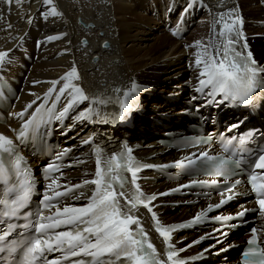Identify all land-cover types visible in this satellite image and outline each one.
<instances>
[{
	"label": "bare ground",
	"instance_id": "obj_1",
	"mask_svg": "<svg viewBox=\"0 0 264 264\" xmlns=\"http://www.w3.org/2000/svg\"><path fill=\"white\" fill-rule=\"evenodd\" d=\"M262 1L264 0H198V3L204 2L207 9L199 7L189 13L190 20H194L195 24L184 36V40L177 41L168 30H165L163 16L169 11V20H172V11L175 10L176 14L179 10L178 5H183L186 0H52L50 5H45L43 0H0V51L12 50L10 53L12 63L6 65L0 75L14 92L13 96L5 94L10 104L5 124L14 125L16 128L19 122H24L52 86L49 82L59 81L73 66L76 67L79 79L73 80L72 83L82 88L89 99L73 105L66 114L67 120L64 125L59 124L56 119L49 128V143H52L51 139L57 140L62 149H72L67 164L74 166L62 172V178L58 181L62 186L92 179L96 155L89 158L80 156L85 153L84 146L89 145L88 148L92 152L97 142L102 146V153L106 156H112L113 151L121 147V141H125L145 162L162 163L182 159L190 151L174 153L166 150L159 144V139L164 137L157 136L166 131L185 129L186 123L198 122L197 119L192 120L181 113L187 108L183 102L187 97H193L194 103H191L203 117L206 116L205 113L210 112V117L217 118L220 131L224 129H220L223 122L233 124L236 121H240L237 128L240 132L246 129L242 130L245 126L259 127L260 131H264V99L260 100L259 110L254 111V105H250L246 111L243 108L234 110L229 107L230 102L226 101L207 106L206 99L197 101L198 94L194 90L201 78V69L195 64L197 55L199 53L206 59L203 57L205 51L203 46L209 45L210 42L213 44L220 42V37L214 36V32L219 33L222 27V24L216 23L221 13L231 11L233 17L236 15L242 17V31L248 47L257 65L264 68V37L258 36L264 35V27L259 25L264 22ZM190 3L193 4L192 1ZM53 7L60 15H44L50 13ZM79 15L82 16V20L89 18L88 28L84 29L76 22ZM179 16L177 15V19ZM29 18L32 20L31 23ZM43 18L45 21L39 23ZM49 36L59 38L48 41ZM81 38L85 43L81 42ZM103 40L109 42L106 48H102ZM197 41H200L201 45H196ZM243 42L241 40L237 44L240 51H244ZM199 47H203V51L198 52ZM94 56L96 60L92 59ZM142 70L152 73V79H139L135 73ZM34 81L41 83L34 84ZM185 81L189 82V85H183ZM133 82L139 88L138 103L143 101L142 107H137L138 111L121 120L119 113L123 92L130 89ZM63 83L64 81H60L56 86L57 91ZM117 88L121 91L116 92ZM186 88L190 91L185 93ZM37 96L42 98L37 100ZM261 96L264 98V93H261ZM54 98L55 95L49 98L47 106L51 105ZM70 98L68 92L60 98L56 109L57 115ZM33 100H37L36 105H33L19 121L20 118L13 113L23 111ZM100 100L103 102H98ZM217 100H223V97L219 95ZM105 101L108 105H105ZM89 109H91L89 118L77 119L81 112ZM111 119H114L112 124ZM208 125L204 123V129H207ZM211 129L214 128L210 127L208 130ZM0 133L11 135L4 124L0 125ZM89 139V143H83ZM29 147L30 144L21 149L26 153V157L32 160V167L47 163V159L43 162L45 158L42 149L39 153L30 155ZM58 154L59 152L55 153ZM50 182L49 180L44 185ZM141 183L148 193L157 196L152 202L153 211L164 224L188 220L221 197L218 195L203 198L192 204L188 202L191 201L189 197L170 198L167 195H159L181 182L149 179ZM92 186L91 184L84 186L81 193L91 191ZM239 199L242 198H237L235 202ZM247 200L236 203L233 206L234 210L230 208L232 203L230 201L221 207L226 210L209 216H218L229 211L236 212ZM172 201L179 203L170 205L169 202ZM163 203L165 204L162 205ZM132 214L138 216L142 227L149 233L151 241L161 254L163 238L150 231L151 213L144 208L133 211ZM247 214L244 216L245 219H249ZM250 223L244 227L247 229ZM257 223L260 224L259 221ZM261 223L264 224V218L261 219ZM252 226L253 224L250 227ZM239 229L240 227L230 230L226 238L210 240L204 244L206 240L198 244H193V241L204 237L210 229L199 232L187 229L183 234H179L182 230H178L173 232L172 240L177 246H183L185 249L182 252L183 259L205 253L194 263L235 264L236 260L234 257L231 258L230 253L244 240L242 234L245 231L241 235H231ZM189 245L192 246L188 247ZM224 247L227 248L218 251ZM221 254H223L221 259L213 262Z\"/></svg>",
	"mask_w": 264,
	"mask_h": 264
},
{
	"label": "snow or ice",
	"instance_id": "obj_2",
	"mask_svg": "<svg viewBox=\"0 0 264 264\" xmlns=\"http://www.w3.org/2000/svg\"><path fill=\"white\" fill-rule=\"evenodd\" d=\"M45 5L52 4V0H43ZM191 7V5H189ZM188 9H185L187 12ZM235 11V10H232ZM60 15L53 7L50 13L44 15ZM231 21L230 23L228 21ZM32 20L29 18V23ZM217 24H222L219 33L214 32V36L220 37V42L204 45L202 58L198 53L195 64L200 70L198 92H204L210 89L208 95L212 96L210 103H223L229 101L233 104L254 105L258 92H264V68L257 65L253 54L248 47L246 38L242 31L243 19L239 15L232 16V12L221 13ZM239 25V27H237ZM9 28L11 25L8 26ZM174 34H176L174 32ZM56 36L47 37L48 41L58 39ZM243 40V50L237 49V44ZM201 45L200 41L195 42ZM40 42H38L39 46ZM12 50L0 51V72L6 65L11 64L10 53ZM79 79L75 66L65 73L60 80H52V85L44 94V102L24 120L21 128L16 133L17 140L35 138L40 127L49 122L50 119H62L74 104L89 99L83 92V89L72 83ZM64 81L58 91L56 86ZM34 84L41 83L34 81ZM7 85L4 83L3 76L0 75V100L5 99L4 89ZM70 90V91H69ZM10 91V89H9ZM120 92V89H115ZM68 92L71 97L64 109L55 114L52 108L45 110V104L49 97L55 95L52 101L53 108L59 102L60 98ZM139 88L133 82L130 89L123 92L121 100V110L119 119H126L137 107ZM220 94L223 100H217L216 96ZM33 95H36L33 93ZM41 97L37 96V100ZM37 100H33L25 106L23 111L13 113L18 118H24L25 113L36 105ZM98 102H103L102 100ZM91 109L81 112L77 119L89 118ZM45 116L47 118H45ZM239 127L234 124L229 128ZM223 135V134H221ZM253 132H248L240 137L228 139L225 144V152L229 155L213 156L208 152L193 153L183 160L175 161L170 165L159 167H182L194 171H201L214 176L224 177L226 180L235 170L242 165L243 157L239 153L243 152V145L247 144L253 137ZM91 139V138H90ZM89 140L83 143H89ZM211 142V137L199 138L196 140H186L187 144H207ZM235 142V151L228 145ZM71 149H65L56 157V161L43 169L44 178L51 182L46 185L43 198L40 200L41 207L33 213H25L26 223L18 224L13 221L20 219L21 210L24 209L31 200L35 187V179L31 176L24 158L19 154V149L11 138L0 133V253H7L12 256V264H17V254L19 264H65L70 258L86 257L88 259L71 260V264H187L185 259L179 255L185 249H177L171 243L172 234L175 231L194 226L205 222L207 214L220 209L235 195L233 189L240 181L230 187L225 185L227 196L221 193L222 198L219 203L209 204L206 210H203L191 220L172 225H163L156 212L153 211L152 202L157 199L156 195H145L138 184L139 173L154 165L141 164L132 156V149L126 144L120 153H113L110 158H103L100 149L95 150L96 171L94 178L84 180L81 184L62 186L58 181L62 178L60 175L61 165L57 161L62 160ZM255 169L264 170V148H261ZM83 161H80L82 163ZM74 165H68L72 167ZM125 173L131 174L130 183L133 185V193L129 196L125 188L129 180ZM255 172L249 176V183L252 192L257 197L259 212L264 218V182L257 183ZM211 183L216 184V180L196 181L193 180L187 185H181L169 192L159 195H171L173 192L181 191L184 188H190L197 184ZM95 185L88 203L82 207L65 205L60 207L63 199L73 195L79 200L81 196H75V192L86 185ZM63 187V190H60ZM81 195H83L81 193ZM121 198L124 203L121 204ZM144 207L151 213L153 226L156 232L163 238L164 256L157 251L147 233L144 231L138 216L132 214L133 210ZM55 208L51 215H45L44 211ZM248 211L255 209H244L237 213L236 217L216 216L217 222H226L228 220L243 218ZM235 226V225H234ZM17 229L25 231L17 232ZM66 229V230H60ZM217 231H222L218 229ZM252 235L247 242V247L242 253V264H264V247H261L258 229L252 228ZM16 234L17 238L9 240L8 238ZM224 235H227L224 233ZM206 237H201L193 244L200 243ZM219 242V241H218ZM189 245L188 247H191ZM207 251V250H206ZM60 252L62 255L54 260H47V253ZM203 255V254H201ZM195 259V258H191Z\"/></svg>",
	"mask_w": 264,
	"mask_h": 264
},
{
	"label": "rangeland",
	"instance_id": "obj_3",
	"mask_svg": "<svg viewBox=\"0 0 264 264\" xmlns=\"http://www.w3.org/2000/svg\"><path fill=\"white\" fill-rule=\"evenodd\" d=\"M44 21H45V19L43 18V19H41V20L39 21V23H43ZM261 38H262V37H261ZM176 42H177V41H176ZM261 42H262V41H261ZM201 51H203V48L199 47L198 52H201ZM135 74L137 75V77H138L139 79H142V80L152 79V73H148V72H146L145 70H142V71H140V72H138V73H135ZM187 91H188V89L186 88V89L184 90V92L186 93ZM151 100H152V99H151ZM207 128L209 129L210 127H207ZM222 128H223V125H221L220 129H222ZM160 136H162V134H159L157 137H160ZM53 141H54V140L51 139V142H53ZM45 160H46V159H45ZM45 160H43V162H44ZM248 198H250V196H249V197H243L242 199H239L238 201H236V203L241 202V201H245V200L248 199ZM236 203H231V207H230V208H232ZM254 215H255V213H248V214H247V218L252 217V216H254ZM252 224H253V223L251 222V223L248 225V227H250ZM248 227H247V229H248ZM243 231H244V228H240V230H238L237 232L232 233L231 236L241 235V234L243 233ZM183 233H184L183 230L179 232V234H183ZM209 241H210V240H206L205 242H203V244H204V243H207V242H209ZM241 248H242V244L239 245L237 248H235L234 251H232V252L230 253L231 258L235 257V255L238 254V253L240 252ZM222 256H223V254L219 255L217 259H214V260H213V262H215V261L221 259Z\"/></svg>",
	"mask_w": 264,
	"mask_h": 264
}]
</instances>
